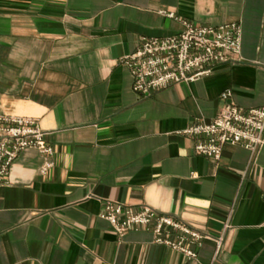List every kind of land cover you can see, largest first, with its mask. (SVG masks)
I'll use <instances>...</instances> for the list:
<instances>
[{
    "label": "crops",
    "instance_id": "0c3cea01",
    "mask_svg": "<svg viewBox=\"0 0 264 264\" xmlns=\"http://www.w3.org/2000/svg\"><path fill=\"white\" fill-rule=\"evenodd\" d=\"M162 11L237 22L242 60L136 93L120 60L180 30ZM0 50V113L37 118L54 149L24 150L0 188V264H196L156 243L154 224L119 236L106 200L222 237L216 257L213 239L198 250L202 264H264V147L227 144L217 164L182 133L216 118L227 90L264 107V0H0Z\"/></svg>",
    "mask_w": 264,
    "mask_h": 264
},
{
    "label": "built area",
    "instance_id": "2783aa9c",
    "mask_svg": "<svg viewBox=\"0 0 264 264\" xmlns=\"http://www.w3.org/2000/svg\"><path fill=\"white\" fill-rule=\"evenodd\" d=\"M162 13L177 20L180 30L165 37H144L136 51L120 60L131 72L136 93L148 96L174 84L191 83L211 76L219 65L242 60L243 29L237 22L198 25L172 12ZM223 99L225 105L216 118L191 124L182 131L197 139L198 154L217 164L227 144L253 151L264 147V107L241 108L233 101L231 90L223 93ZM45 137L46 132L37 118L0 113V188L10 183L12 166L24 150L35 148L46 157L53 156L54 149ZM46 170L47 167L42 171ZM100 216L121 237L130 230L154 224L156 243L181 252L196 264H202L198 250L206 240L215 241V257L223 246L222 237L215 238L194 229L147 204L134 209L106 200ZM173 232L175 238L170 236Z\"/></svg>",
    "mask_w": 264,
    "mask_h": 264
},
{
    "label": "water",
    "instance_id": "95a60500",
    "mask_svg": "<svg viewBox=\"0 0 264 264\" xmlns=\"http://www.w3.org/2000/svg\"><path fill=\"white\" fill-rule=\"evenodd\" d=\"M0 52H1V50H0Z\"/></svg>",
    "mask_w": 264,
    "mask_h": 264
}]
</instances>
